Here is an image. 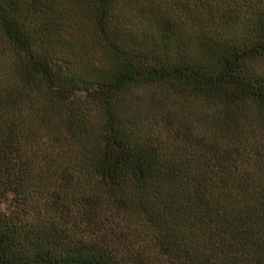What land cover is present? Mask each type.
<instances>
[{
    "label": "trees",
    "instance_id": "16d2710c",
    "mask_svg": "<svg viewBox=\"0 0 264 264\" xmlns=\"http://www.w3.org/2000/svg\"><path fill=\"white\" fill-rule=\"evenodd\" d=\"M0 264H264V0H0Z\"/></svg>",
    "mask_w": 264,
    "mask_h": 264
}]
</instances>
